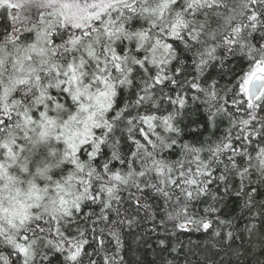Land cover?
Wrapping results in <instances>:
<instances>
[{"label": "snow or ice", "instance_id": "6c2138e0", "mask_svg": "<svg viewBox=\"0 0 264 264\" xmlns=\"http://www.w3.org/2000/svg\"><path fill=\"white\" fill-rule=\"evenodd\" d=\"M0 264H264V0H0Z\"/></svg>", "mask_w": 264, "mask_h": 264}]
</instances>
